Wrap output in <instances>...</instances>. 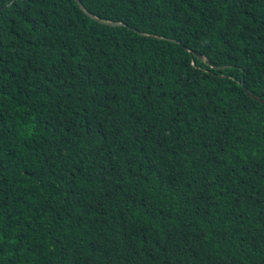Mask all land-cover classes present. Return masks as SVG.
Here are the masks:
<instances>
[{"label":"trees","instance_id":"trees-1","mask_svg":"<svg viewBox=\"0 0 264 264\" xmlns=\"http://www.w3.org/2000/svg\"><path fill=\"white\" fill-rule=\"evenodd\" d=\"M243 88L264 0H0V264H264Z\"/></svg>","mask_w":264,"mask_h":264},{"label":"water","instance_id":"water-1","mask_svg":"<svg viewBox=\"0 0 264 264\" xmlns=\"http://www.w3.org/2000/svg\"><path fill=\"white\" fill-rule=\"evenodd\" d=\"M107 24H109V25H114L113 23H107ZM243 89H244V91L248 94V96H249L250 98H252L253 100L258 101V102H260L262 105H264V101L260 100V99H259L258 97H256L255 95L249 93L248 90H247L246 88H243Z\"/></svg>","mask_w":264,"mask_h":264}]
</instances>
